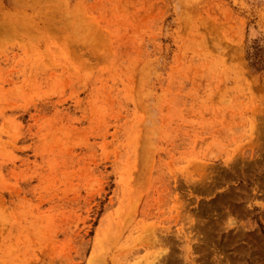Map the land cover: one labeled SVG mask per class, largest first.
I'll list each match as a JSON object with an SVG mask.
<instances>
[{"label": "rangeland", "instance_id": "1", "mask_svg": "<svg viewBox=\"0 0 264 264\" xmlns=\"http://www.w3.org/2000/svg\"><path fill=\"white\" fill-rule=\"evenodd\" d=\"M0 264H264V0H0Z\"/></svg>", "mask_w": 264, "mask_h": 264}, {"label": "bare ground", "instance_id": "2", "mask_svg": "<svg viewBox=\"0 0 264 264\" xmlns=\"http://www.w3.org/2000/svg\"><path fill=\"white\" fill-rule=\"evenodd\" d=\"M260 248V247H259Z\"/></svg>", "mask_w": 264, "mask_h": 264}]
</instances>
